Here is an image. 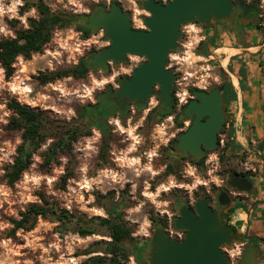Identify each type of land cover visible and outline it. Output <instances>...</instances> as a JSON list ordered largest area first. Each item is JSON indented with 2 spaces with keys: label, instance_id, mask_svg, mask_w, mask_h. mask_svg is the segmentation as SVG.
<instances>
[{
  "label": "rangeland",
  "instance_id": "rangeland-1",
  "mask_svg": "<svg viewBox=\"0 0 264 264\" xmlns=\"http://www.w3.org/2000/svg\"><path fill=\"white\" fill-rule=\"evenodd\" d=\"M37 1L0 0V39L15 37L17 30L29 27V19L38 18L35 7L23 13L26 3ZM43 1L52 12H67L77 17L87 14L90 8L108 6L110 1L118 0ZM139 3L140 0H121L124 8L132 12L136 24L143 21L145 14ZM76 21L72 26L56 29L42 53L34 54L29 60L18 57L11 78H6L0 67V264H82L90 257L102 256L101 252L88 253L101 248L97 243L111 240L108 229L98 219L111 218L109 211L113 203L121 205L124 221L132 230L133 239L124 245L130 254L126 264H150L147 257L146 263L137 262L139 249L146 246L148 252L154 232L175 223L182 206L194 207L200 199L208 198L216 207L217 193L226 188L229 174L238 170L264 181V151L259 148V139L241 140L244 151L232 152L239 144L235 140L237 124L240 128L244 126L245 115L246 119L252 117L251 113L246 114L242 87L236 90L242 94L240 104H230L227 108L230 120L219 135L225 139V147L210 151L203 166L192 161L200 159L171 154L181 130L187 127L181 129L173 123L172 118L183 108L178 103L176 110L161 118L150 115L144 120L148 110L109 118L107 125L113 137L108 157L102 161L103 133L97 124H90L78 115L81 108L96 103L105 87L98 68L83 79L61 78L45 85L37 79L40 74L74 67L81 58L100 51L107 44L102 30L84 39L78 28L80 23ZM187 29L193 31L182 42L187 46L171 58V64L178 63L180 75L192 74L179 87L181 92L192 95L194 89L225 90L231 74L235 76L233 66L223 67L221 54L215 52L199 55L201 30L195 25ZM14 100L45 111L53 126L49 131L52 136L33 156L30 168L17 183L10 185L5 178L6 168L12 164L21 143V132L9 128L13 117L9 104ZM256 111L264 131V109L259 106ZM68 127H78L83 134L90 135L73 144L70 154L45 166L44 154ZM230 143L233 146L227 148ZM168 166H173L176 173L168 175ZM66 174L69 177L64 182ZM255 183L259 187V181ZM42 197L67 211L71 222L63 224L53 218H39L31 230H14L12 221L21 219V214L32 204H43ZM77 218L89 222L95 234H79ZM259 264H264V256Z\"/></svg>",
  "mask_w": 264,
  "mask_h": 264
},
{
  "label": "water",
  "instance_id": "water-1",
  "mask_svg": "<svg viewBox=\"0 0 264 264\" xmlns=\"http://www.w3.org/2000/svg\"><path fill=\"white\" fill-rule=\"evenodd\" d=\"M243 4L241 10L246 11ZM143 5L149 13L145 18L148 31L132 29L130 17L117 2L111 5L110 10L97 12L89 19L82 18L80 21L82 25L88 24L94 32L106 30L112 42L105 51L86 57L96 67L104 66L108 60L124 61L127 54L147 58L118 91L108 92L101 97L99 108L108 116L114 114L110 107L117 105L112 97L120 100L118 109L123 108L126 100L134 101L144 108L155 85L160 87L158 95L163 103L171 104L174 74L172 70L166 69L167 58L178 46L181 27L198 22L208 29L211 23L238 15V6L232 0H170L167 4L149 0ZM193 96L194 99L185 106L181 115L182 119H193V122L178 136L171 154L197 160L203 158L207 151L218 147L219 133L224 128L228 113L220 88L210 92L196 89ZM229 186L241 193L254 192L253 182L237 174L231 175ZM217 201L218 210L212 207L208 198L200 199L194 207L182 206L174 224L177 230L186 232L184 239L172 240L166 231L157 229L151 240V249L145 254L149 263L228 264L223 247L240 239L236 238L234 228L221 220V213L232 203L229 193L221 191ZM257 203H264V200ZM261 240L264 242V238ZM259 254L256 245H249L239 264H258Z\"/></svg>",
  "mask_w": 264,
  "mask_h": 264
},
{
  "label": "trees",
  "instance_id": "trees-1",
  "mask_svg": "<svg viewBox=\"0 0 264 264\" xmlns=\"http://www.w3.org/2000/svg\"><path fill=\"white\" fill-rule=\"evenodd\" d=\"M31 7H35L38 13V18L29 19V27L16 31L13 38L0 39V67L4 70L6 78H11L15 73L14 64L18 57H23L26 60L31 59L34 54H39L51 43L53 33L56 29H64L72 26L76 21V16L67 12H52L51 8L43 0H38L36 3H26L23 6V13ZM79 29L85 31L84 39H87L92 31L89 27L79 26ZM262 74L264 75V61L261 63ZM96 68V65L86 57L80 59L79 63L69 69L57 71L52 74H40L37 79L43 85L53 83L61 78L72 77L75 79H83L88 73ZM240 74L245 77L246 70H241ZM195 90V89H194ZM192 91V94L194 93ZM223 93L228 97V105L234 102L237 98L236 92L232 83H228L225 90L221 88ZM94 105H88L78 111V115L92 124L91 114ZM185 107L182 108L184 110ZM9 109L13 112V117L10 121L9 128L21 132V143L17 147L15 158L7 168L5 178L10 185L17 183L24 172H26L33 163V156L50 139V129L53 126L51 118L45 111L32 108L28 105L21 104L17 100L9 104ZM171 114V112L166 115ZM178 117V115H177ZM182 127V124H179ZM97 128L103 133L104 143L100 151V158L105 161L108 157L110 143L112 140V132L107 122L99 121ZM58 140H55L48 151L44 154V165H51L61 156H67L72 152L73 144L90 133L83 134L78 127H68L63 129ZM233 143H230L227 148ZM233 146V145H232ZM259 148L264 151V139L260 141ZM204 158L194 161L197 165L203 166ZM176 173L173 166H168L167 174ZM69 175L63 176V181L66 182ZM43 204L34 203L24 213L21 214V219L13 220L14 230H31L36 225L39 218H53L66 224L71 222V217L67 211L58 208L54 203H50L44 197L41 198ZM259 207V206H258ZM110 219H98L99 224L106 227L109 231L110 241H101L98 244L101 248L96 251H90L88 254L101 252L102 256L90 257L82 264H126L130 258V254L125 248V243L132 240V230L127 226L123 218V210L120 204L113 203L109 211ZM76 218V217H73ZM77 232L82 236L95 234V229L89 222L82 218H77ZM168 225L164 230L168 229ZM173 227L175 224L173 223ZM146 246L139 249L137 253V262L146 263Z\"/></svg>",
  "mask_w": 264,
  "mask_h": 264
},
{
  "label": "flooded vegetation",
  "instance_id": "flooded-vegetation-1",
  "mask_svg": "<svg viewBox=\"0 0 264 264\" xmlns=\"http://www.w3.org/2000/svg\"><path fill=\"white\" fill-rule=\"evenodd\" d=\"M145 1H149V0H140V3H139L141 10L145 12L144 17H143V21L140 24L135 23V21L133 19L132 12L130 10H126L124 8V6L121 4V0L117 1V3H119V5L121 6L122 10L126 14H128V16L130 17L132 29H134V30L148 31V28L145 25V18L147 17V11L145 10L144 5H143ZM153 1L161 2L163 4H167L170 0H153ZM232 1L238 6V15L236 17L232 16L230 19H227L224 21H218L215 24L211 23V26L208 29H204L203 25H201L198 22L187 24V25H184L181 27V37L178 40V46L175 50L170 52V54L168 55V58H167L168 63H167L166 69H170L173 71L174 83H175L176 78L179 75L176 72L177 71L176 67H177L178 63L171 64L172 55L175 54L181 47L187 46V45L183 44L182 42L185 40V38H187L193 32L192 30L184 29V27H187V26L190 27L192 25H195L197 28H199L201 30V37L202 38L199 41V45H198V49H197L199 55H205V54H208L210 52H213V53L215 52V50H216L215 47L218 43V39H219V36H220L222 31H224L225 33H235V32L240 33L241 31H244L246 28L251 27V28H255L256 30L260 31L261 33H264V23H262V18L264 17V0L263 1L262 0H232ZM114 2L115 1H110V4L108 6H98L95 9L90 8L88 10L87 14H84L83 16H77L76 20H78V22L80 23L82 18H88L89 19L93 14H95L97 12L108 11V10H110L111 5ZM262 2H263V4H261ZM242 3H244L243 6L247 8L246 11L241 10V4ZM135 4L138 6L137 2H135ZM78 26L89 27L88 24H86V25L79 24ZM89 29L92 31V33H96L93 31V29L91 27H89ZM101 30L105 32L107 44L105 46H103L102 49L98 52H103L108 47H110L112 45L111 40L107 37V31L104 29H101ZM101 30H99V31H101ZM80 34L84 35L85 31L81 29ZM96 53L97 52L93 53L90 56H93ZM146 61H147L146 57L140 56L138 54H127L124 61H118L117 62L114 60H108L104 66H102L100 68L96 67V68H98L100 74L105 79V87L103 88V91L99 94V96L96 98V103L94 104V108H92V110H93L92 114H91L92 124H97L99 121H101V122L105 121V122L109 123L108 119L111 117L124 116V115L131 114V113L137 114L139 111H144V110H148V112H149L147 114V117L144 120H147L148 116H150V115H155V117L161 118L162 116H165L167 113L176 110V106H177L178 101H177V97L175 95V87L173 84V87L171 90V93H172V103L171 104L163 103L162 99L158 95L160 87L158 85H155L154 91H153L152 95L148 98V101H147L146 106L144 108H141L140 106H138L137 103L134 101L126 100L122 106L123 108L118 109L117 106L120 104V100H118L115 97H112V100H114L115 104H117L115 106L113 104V106L110 107V110L114 111V114L112 116H108V115L101 112V109L99 108L101 97L104 94H107L108 92L118 91V89H120V87L122 86L123 82L127 79H130L133 76L135 69L140 67ZM205 91L210 92L211 90H205ZM221 94L225 98V106H226V111H227L228 97L225 93H223L222 90H221ZM193 99H194V96L192 94L188 103H190ZM182 113H183V110L180 111V113L178 114V117L174 116L172 119H173L174 125L175 124H182L181 129H183V127H185V125H186L187 126L185 129V131H186L188 129V127L191 125V123L193 122V119H185V120L182 119L181 118ZM229 120H230V115L228 114L227 121L224 124V128L219 133V135L225 130V127L229 123ZM181 132H184V130L183 131L181 130ZM218 142H219V138H218ZM175 145H176V143H175ZM235 149H236V151H235L236 154H240L241 152L244 151L243 146L241 144L235 146ZM209 152L210 151H207L205 156H207ZM189 158H191V157H189ZM232 174L245 176L246 178L250 179L254 184V192L252 194H246V193L238 192L237 190L231 188L229 186V182H230V177ZM255 180H256V178L254 176L250 177L249 174H246V172H243V171L238 170L236 172L230 173L228 176L226 188L223 190H220L217 193L216 200H217L219 193L221 191H225V192H228L230 197L232 198L231 205L233 203L237 204V203H243V202H246V203L251 202L250 203L251 206L255 205V208L258 207L259 205H262L263 203H257V201H263L264 196L262 198H258L259 197L258 194L260 192V186L256 187ZM210 202H211L212 207L215 210H218V208H219L218 201L216 202V205H217L216 207L213 206L211 200H210ZM230 206L228 208L224 209L223 212L221 213V220L225 225H228V226L234 228L236 238H238L240 240H238V241L235 240L231 245H227V246L223 247V251L227 257V262L229 263V258L227 256V252H228L227 249L230 246L234 245L236 242H239V243H243L245 245L244 251L249 245H256L258 247V249L260 250V254H259V258H258V264H259L261 259L264 256V248L262 246L264 244V242L261 240L262 239L261 237H253L250 239H247L245 237V238L241 239L242 236L237 235L238 234L237 230L232 225V222H228V221H230L229 220L230 213L228 210L230 208ZM190 207H192V206H190ZM253 221H254V219L252 218L250 221V227H251ZM185 233L186 232H184V234Z\"/></svg>",
  "mask_w": 264,
  "mask_h": 264
},
{
  "label": "crops",
  "instance_id": "crops-1",
  "mask_svg": "<svg viewBox=\"0 0 264 264\" xmlns=\"http://www.w3.org/2000/svg\"><path fill=\"white\" fill-rule=\"evenodd\" d=\"M215 49L216 54H221L219 59L223 67L233 66L235 76L231 74L232 86L235 92L237 88L242 87L246 114H252V117L247 119L245 115L244 126L239 128L237 124L238 129L235 131V140L245 148L241 140L256 138L261 141L264 139V131L260 128V121L257 119L258 112L256 111L259 106L264 109V75L261 66L264 60V33L251 27L240 33H225L222 31ZM242 65L246 70L245 77L239 74ZM236 93L237 98L231 103L232 106L240 104L242 94ZM229 107L230 105L227 108ZM239 144L237 143V145ZM235 151L236 149L233 147L232 152ZM255 178L256 181H259L260 186L258 198H262L264 196V181L257 176ZM250 203H233L228 209L230 212L229 220L236 228L237 235L264 238V203L256 208L251 206ZM252 218L254 221L250 227Z\"/></svg>",
  "mask_w": 264,
  "mask_h": 264
},
{
  "label": "built area",
  "instance_id": "built-area-1",
  "mask_svg": "<svg viewBox=\"0 0 264 264\" xmlns=\"http://www.w3.org/2000/svg\"><path fill=\"white\" fill-rule=\"evenodd\" d=\"M184 29H187V27H184ZM177 74L180 76L179 78L177 77L176 80H175V83H174V87L176 88L177 86V89L175 90V95L177 97V101H178V106L180 108L182 107H185L187 104H188V98L190 99L191 95L188 94L187 92H181L183 90H181V88H179L183 82L185 80H187L189 76L192 77V74H188V75H184L185 73H180L178 71H176ZM225 147V139H220L219 138V142H218V147ZM217 147V148H218ZM168 237L172 240H183L184 237H185V234H184V231H179L177 230L175 227H173V223H171L169 225V228L165 230ZM244 247L245 245L243 243H239V242H236L234 245L230 246L228 249H227V256L229 258V263L228 264H239L240 263V260L242 258V255H243V252H244ZM226 249V248H225Z\"/></svg>",
  "mask_w": 264,
  "mask_h": 264
},
{
  "label": "bare ground",
  "instance_id": "bare-ground-1",
  "mask_svg": "<svg viewBox=\"0 0 264 264\" xmlns=\"http://www.w3.org/2000/svg\"><path fill=\"white\" fill-rule=\"evenodd\" d=\"M230 213V212H229Z\"/></svg>",
  "mask_w": 264,
  "mask_h": 264
}]
</instances>
